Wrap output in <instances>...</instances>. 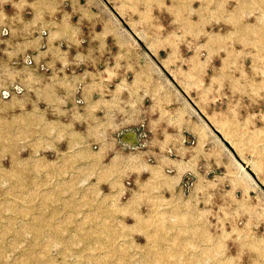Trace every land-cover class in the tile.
Returning <instances> with one entry per match:
<instances>
[{"label": "rangeland", "instance_id": "1", "mask_svg": "<svg viewBox=\"0 0 264 264\" xmlns=\"http://www.w3.org/2000/svg\"><path fill=\"white\" fill-rule=\"evenodd\" d=\"M119 3L130 10L123 25L146 41L154 24L177 27L187 59L164 61L175 68L159 69L165 83L178 77L187 90L181 77L223 71L238 99L264 101V0ZM10 79L0 76V264H264V132L245 146L258 182L223 144L226 167L254 184L217 203L214 175L156 171L152 140L130 145L107 125L75 123L90 110L61 108L59 96L77 92L34 91L23 68L2 90Z\"/></svg>", "mask_w": 264, "mask_h": 264}, {"label": "crops", "instance_id": "2", "mask_svg": "<svg viewBox=\"0 0 264 264\" xmlns=\"http://www.w3.org/2000/svg\"><path fill=\"white\" fill-rule=\"evenodd\" d=\"M119 1L0 0V76L11 77L1 89L14 85L23 68L34 91L77 92L74 99L59 96L61 108L90 110V119L81 114L75 123L131 133L130 145L152 140L156 171L175 172L177 179L180 171L191 173L204 181L214 175L217 203L225 202L220 193L228 188L233 198H246L245 188L251 193L254 182L242 168L257 182L258 175L244 159L253 154L245 146L258 139L249 134L264 132V125L251 122L264 117V101L238 99L241 85L236 88L237 78L233 84L223 71L208 74L204 68L192 79L181 77L187 90L178 77L176 84L165 83L161 71L175 68L168 70L164 61L187 59L177 27L166 32L162 23L154 24L146 41L123 25L130 10ZM223 144L242 168L226 167ZM256 147L264 156V139ZM143 153L148 155L140 146Z\"/></svg>", "mask_w": 264, "mask_h": 264}, {"label": "water", "instance_id": "3", "mask_svg": "<svg viewBox=\"0 0 264 264\" xmlns=\"http://www.w3.org/2000/svg\"><path fill=\"white\" fill-rule=\"evenodd\" d=\"M122 139H123L124 141L135 142V137H134V135L131 134V133H125V134H123ZM227 144H228V143H227ZM250 173H251L252 175H254V173H253L252 171H251Z\"/></svg>", "mask_w": 264, "mask_h": 264}]
</instances>
